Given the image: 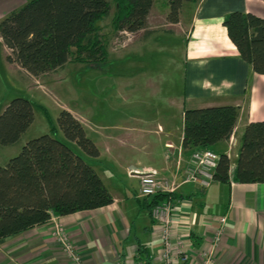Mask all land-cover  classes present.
<instances>
[{
	"label": "crops",
	"instance_id": "obj_1",
	"mask_svg": "<svg viewBox=\"0 0 264 264\" xmlns=\"http://www.w3.org/2000/svg\"><path fill=\"white\" fill-rule=\"evenodd\" d=\"M156 1L149 14V26L133 32V44L146 42L149 36L167 28L189 38L185 51V90L182 97H177L166 89L167 82L164 88L161 86L163 81L160 84L149 79L150 85L157 90L162 87L169 91L161 94L166 101L161 105L165 111L157 113L165 117L166 123L151 127L141 116H135L133 136L102 134L101 137L114 140L120 148L133 149V163L128 164H124L122 153L117 151L119 147L114 149L110 146L105 150L111 156L109 162L121 165L128 178L133 179V188L106 170L103 167L106 164L95 167L114 201L95 209L55 215L47 223L1 241L0 264H76L55 237L56 223L65 227L84 264H146L145 259L149 256L150 264H164L161 223L144 207L146 197L139 196L140 177L135 172L146 170H156L159 177L178 182V188L170 194L174 204L172 242L176 251L181 238L183 248L191 252L188 263L178 264H203L202 251L212 248L219 218L224 215H227L228 223L215 249L217 260L224 264H264V182L214 180L205 188L193 182H182L192 159V152L183 147L186 108L211 105L240 107L233 134L230 139L220 142L216 149L218 153L226 151L229 155L231 170L236 166L245 126L251 121L264 120V75L255 72L251 64L241 59L223 24L225 16L236 10L251 11L264 17V0H200L196 5H189V10L186 7L191 2H186L179 22L167 21L169 11L163 14L164 27L157 26L155 22L161 20L160 13L154 11ZM23 2L25 0L21 4ZM8 53L9 50L6 55ZM7 64L35 79L38 88L44 90L45 82L38 83L41 75H32L16 62L8 61ZM62 108L65 107L62 105ZM70 110L78 117L79 113ZM176 111H181L182 116L179 128L173 123ZM78 118L87 131L91 129L84 117ZM114 129L130 131V127L125 126H115ZM157 143L160 145L159 153L155 150ZM100 151L99 161L103 154ZM144 156L147 160L143 159ZM140 244L145 245L143 253Z\"/></svg>",
	"mask_w": 264,
	"mask_h": 264
},
{
	"label": "trees",
	"instance_id": "obj_2",
	"mask_svg": "<svg viewBox=\"0 0 264 264\" xmlns=\"http://www.w3.org/2000/svg\"><path fill=\"white\" fill-rule=\"evenodd\" d=\"M112 25L116 34L137 32L149 26L154 0H114ZM168 0L169 22L180 21L186 2ZM110 0H25L0 21V37L9 50L7 60L16 62L35 76L50 73L70 62L96 64L107 58L108 48L102 22L111 15ZM242 60L264 75V17L236 10L223 21ZM44 109L50 132L29 139L21 151L0 164V242L55 215L95 209L111 204L114 196L85 157L76 152L64 136L78 144L92 158L101 151L88 135L85 124L63 108L58 125ZM240 116L235 105H211L184 111L183 147L190 152L214 150L230 139ZM35 120L33 102L23 96L13 98L0 113V144L17 143ZM214 180L240 183L264 182V120L249 122L243 131L234 170L226 151H220ZM156 193L144 198L152 208L169 197ZM144 246V247H143ZM143 253L145 245H139ZM145 259L150 264L151 257Z\"/></svg>",
	"mask_w": 264,
	"mask_h": 264
},
{
	"label": "rangeland",
	"instance_id": "obj_3",
	"mask_svg": "<svg viewBox=\"0 0 264 264\" xmlns=\"http://www.w3.org/2000/svg\"><path fill=\"white\" fill-rule=\"evenodd\" d=\"M22 1L0 0V21L11 10L21 5ZM110 1L113 5L111 15L102 22V32L108 48L107 58L96 64L70 62L50 72L51 75L42 74V79L38 83L45 82L44 90L38 88L35 79L7 64L8 49L0 39V113L13 98L18 96L29 98L36 112L34 126L17 143L0 144L1 165H5L10 158L17 155L29 139L50 132L44 109L38 105L44 106L49 111L56 125H58L61 111L60 106L63 105L65 108L69 107L76 111L79 113L78 117H84V120L89 122L91 129L87 132L103 152L101 161L88 156L78 144L67 139L61 130L56 133V136L65 140L94 167L106 164L103 166L106 170L112 175L116 174L133 188V179L128 178L121 165L111 164L109 162L111 156L105 151L110 146L114 149L118 148L117 142L101 136L103 133L109 135L122 133L123 136H133V117L135 116H141L151 127L166 123L162 114L157 115L159 111H165L161 105L166 103L162 96L166 94V90L164 91L162 87L157 90L150 85L149 79L157 80L160 84L163 81L161 86L164 88L167 82L166 89L171 94L177 97L183 96L186 74L185 51L189 38L181 33H173L169 30L170 28H167L168 31L162 29L161 32L149 36L146 42L133 44V32L115 33L112 25L115 1ZM193 4L198 3L188 4L186 10H189V5L193 6ZM154 11L161 15V18L159 15L161 20H155L157 26L164 27L166 21L163 19V14L169 11L168 1L157 0ZM173 30L176 31L178 28ZM170 112L173 111L170 109ZM173 115L175 116L174 126L181 127V111H176ZM115 126L130 127V131L115 130ZM155 148L159 153V143L155 145ZM117 151L122 153L124 164L133 163V149L119 147ZM143 159L147 160V157L144 156ZM63 228L66 232L65 227Z\"/></svg>",
	"mask_w": 264,
	"mask_h": 264
},
{
	"label": "built area",
	"instance_id": "obj_4",
	"mask_svg": "<svg viewBox=\"0 0 264 264\" xmlns=\"http://www.w3.org/2000/svg\"><path fill=\"white\" fill-rule=\"evenodd\" d=\"M220 154L214 150H197L192 153L191 165L186 170L183 183H196L201 188L211 185L214 181L215 169L218 165ZM140 177L139 196L148 197L156 193L172 194L178 188L176 180H170L159 177L156 170H146L135 172ZM174 204L172 195L163 202L152 208V216L161 223V240H162V259L164 264L188 263L191 260V252L183 248V241L180 238L177 250H174L172 242L173 217L172 212ZM228 223L227 215L219 218V226L216 229L212 248L203 250V264H224L217 260L215 249L219 245L222 235ZM54 234L61 247L71 257L76 264H84L83 258L74 243L70 240L63 225L56 223ZM121 264V262H118Z\"/></svg>",
	"mask_w": 264,
	"mask_h": 264
}]
</instances>
